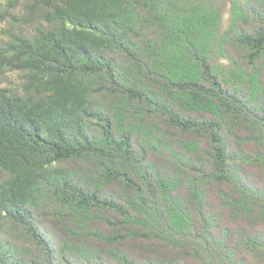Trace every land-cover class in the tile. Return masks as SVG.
Returning a JSON list of instances; mask_svg holds the SVG:
<instances>
[{
	"label": "trees",
	"instance_id": "1",
	"mask_svg": "<svg viewBox=\"0 0 264 264\" xmlns=\"http://www.w3.org/2000/svg\"><path fill=\"white\" fill-rule=\"evenodd\" d=\"M1 5L0 264H264V0Z\"/></svg>",
	"mask_w": 264,
	"mask_h": 264
},
{
	"label": "rangeland",
	"instance_id": "2",
	"mask_svg": "<svg viewBox=\"0 0 264 264\" xmlns=\"http://www.w3.org/2000/svg\"><path fill=\"white\" fill-rule=\"evenodd\" d=\"M4 2V0H0V7L2 6L1 3ZM7 20H0V29L4 28V27H7L8 24H7ZM18 27V26H16ZM19 79L16 75V73H7V75L5 76L4 74H1L0 73V87H4V86H11V85H14V84H18L19 83Z\"/></svg>",
	"mask_w": 264,
	"mask_h": 264
}]
</instances>
